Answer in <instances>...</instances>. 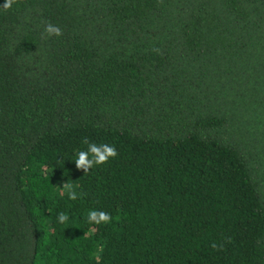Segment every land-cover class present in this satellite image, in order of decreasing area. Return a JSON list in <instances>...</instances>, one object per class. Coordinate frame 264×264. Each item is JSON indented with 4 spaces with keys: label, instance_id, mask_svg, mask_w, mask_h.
Here are the masks:
<instances>
[{
    "label": "trees",
    "instance_id": "16d2710c",
    "mask_svg": "<svg viewBox=\"0 0 264 264\" xmlns=\"http://www.w3.org/2000/svg\"><path fill=\"white\" fill-rule=\"evenodd\" d=\"M0 264H264V0L0 10Z\"/></svg>",
    "mask_w": 264,
    "mask_h": 264
},
{
    "label": "clouds",
    "instance_id": "9594fccd",
    "mask_svg": "<svg viewBox=\"0 0 264 264\" xmlns=\"http://www.w3.org/2000/svg\"><path fill=\"white\" fill-rule=\"evenodd\" d=\"M14 3L15 0H4L3 5L0 6V10H10L13 8ZM45 32L48 36L60 37L62 36L63 30L59 26L49 23L45 27ZM85 143L87 144V149L77 151L74 159L69 160L74 162L78 169L84 168L87 171L89 167L92 168L95 165L104 164L110 158L117 156V150L112 145L107 143L98 145L96 143H89L88 141H85ZM62 186L70 200L74 201L77 199L78 193L73 190V185L64 182ZM87 218L89 223L96 225L107 224L111 220L107 212L97 210H90ZM57 220L60 224H65L68 221V216L65 213H60Z\"/></svg>",
    "mask_w": 264,
    "mask_h": 264
}]
</instances>
